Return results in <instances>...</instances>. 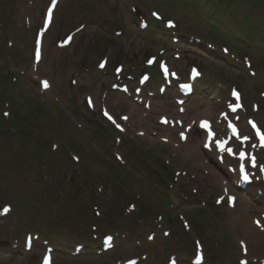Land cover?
Here are the masks:
<instances>
[{"label": "rangeland", "instance_id": "rangeland-1", "mask_svg": "<svg viewBox=\"0 0 264 264\" xmlns=\"http://www.w3.org/2000/svg\"><path fill=\"white\" fill-rule=\"evenodd\" d=\"M48 2L0 0V18L5 21L0 22V77L8 75L7 82H0V118L9 111L10 122L18 126L16 133L7 131L6 119L0 132V264H39L46 244L55 248L54 264H117L130 258H138L139 264H166L173 254L178 264H191L198 244L203 264H239L243 256L239 240L245 238L242 225L248 220L243 205L234 211L201 210L203 204L211 207L221 186L186 148L158 140L162 128L156 118L163 109H172L170 95L175 91L155 97L148 136L137 134L141 110L134 112L121 135L111 131L100 108H109L116 120L131 112L135 108L131 97L111 86L117 81L136 86L139 74L153 71L144 63L154 56L167 59L181 72L192 61L206 69L189 107L195 108L198 100L208 101L210 114L216 115L222 109L221 99L228 98V88L234 85L250 112L252 105L258 107L257 119L264 124V38L258 46L238 33L242 24L252 27L248 34L264 32V6L230 2L223 15L211 19L218 0H61L43 35ZM155 11L164 19L173 18L178 24L174 33L186 37L174 43L173 34L154 22ZM233 12L242 22L224 27L220 20H232ZM141 19L149 23L145 30L139 28ZM81 26L69 47H57V41ZM38 34L44 40L43 60L36 67L33 48ZM238 34L242 39L235 37ZM188 38L200 42L189 43ZM233 39L246 46H234ZM222 46L235 48V57L230 51L221 52ZM101 60L107 62L105 70L97 69ZM119 65L125 73L117 80L107 72ZM42 77L50 80L48 91L40 89ZM158 82L153 77L148 89L157 88ZM86 96L94 100V110L86 106ZM37 104L43 106L35 118L31 110L13 113L23 105L39 110ZM118 138L121 141L116 142ZM200 140L193 138L196 148ZM7 205L12 211L4 216ZM254 207L252 202L250 215ZM114 224L121 234L108 230ZM34 227L40 237L26 251L24 238ZM106 234L113 235L114 247L103 251L97 242ZM250 248L248 264H258L253 258L258 247Z\"/></svg>", "mask_w": 264, "mask_h": 264}, {"label": "bare ground", "instance_id": "bare-ground-1", "mask_svg": "<svg viewBox=\"0 0 264 264\" xmlns=\"http://www.w3.org/2000/svg\"><path fill=\"white\" fill-rule=\"evenodd\" d=\"M197 102H199V100ZM134 107L136 108V105H134ZM207 108H208V105H207ZM207 112L208 111L205 110L202 113L206 114ZM175 131H178L177 128H174V129L167 128L164 134L159 136V140L164 143L176 144L175 146H178L179 143L178 141H176L177 140L176 136L173 133ZM199 135H203V134L200 133L195 127H193L190 133L188 134V138L186 142L182 144V146L188 150L189 154H192L197 157V165L200 168L206 170L211 175V177H213L218 182H222L223 188L224 187L233 188V185H232L233 180L230 178L224 177L222 172H220L219 170H217V168L212 166L213 158L204 156L205 152L202 151V149L196 148L193 138H196V136H199ZM161 137H164V138H161ZM206 159H208V162H206ZM224 180H226L227 182L223 183ZM249 198H250V195L248 194V192L238 190V199H239L238 201L245 205L244 212H245L246 218H249V206L251 204V201L249 200ZM245 224H248V222H246ZM244 233H246L247 240H249L248 239L249 236H252L258 244V248L254 251V257H258L260 259L264 258V232H260V230L252 226V227L245 228Z\"/></svg>", "mask_w": 264, "mask_h": 264}, {"label": "trees", "instance_id": "trees-1", "mask_svg": "<svg viewBox=\"0 0 264 264\" xmlns=\"http://www.w3.org/2000/svg\"><path fill=\"white\" fill-rule=\"evenodd\" d=\"M260 2H264V0H258ZM223 3V0H221V4ZM220 21H224V20H220ZM223 25L225 26L226 24L223 22Z\"/></svg>", "mask_w": 264, "mask_h": 264}, {"label": "snow or ice", "instance_id": "snow-or-ice-1", "mask_svg": "<svg viewBox=\"0 0 264 264\" xmlns=\"http://www.w3.org/2000/svg\"><path fill=\"white\" fill-rule=\"evenodd\" d=\"M101 66H103V65H101ZM45 87H47V83L46 82H45ZM234 95H235V93H234ZM262 139H264V138H262ZM247 178H248L247 176H244V179H247Z\"/></svg>", "mask_w": 264, "mask_h": 264}]
</instances>
